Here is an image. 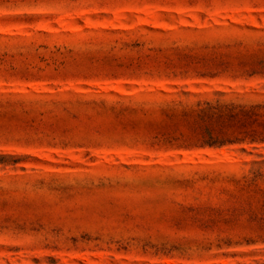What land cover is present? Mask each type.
Segmentation results:
<instances>
[{
	"label": "rangeland",
	"instance_id": "rangeland-1",
	"mask_svg": "<svg viewBox=\"0 0 264 264\" xmlns=\"http://www.w3.org/2000/svg\"><path fill=\"white\" fill-rule=\"evenodd\" d=\"M0 264H264V0H0Z\"/></svg>",
	"mask_w": 264,
	"mask_h": 264
}]
</instances>
